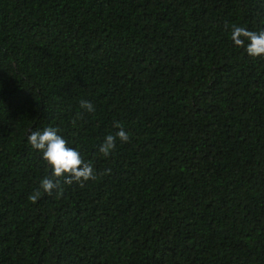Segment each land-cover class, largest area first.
<instances>
[{"label": "trees", "instance_id": "obj_1", "mask_svg": "<svg viewBox=\"0 0 264 264\" xmlns=\"http://www.w3.org/2000/svg\"><path fill=\"white\" fill-rule=\"evenodd\" d=\"M232 25L264 0H0V264H264V57ZM45 127L111 172L31 202Z\"/></svg>", "mask_w": 264, "mask_h": 264}, {"label": "clouds", "instance_id": "obj_2", "mask_svg": "<svg viewBox=\"0 0 264 264\" xmlns=\"http://www.w3.org/2000/svg\"><path fill=\"white\" fill-rule=\"evenodd\" d=\"M230 39L235 46L244 48L248 56L264 57V30L256 32L232 25ZM79 107L83 112L95 111L94 105L86 100H81ZM82 118L83 113L78 112L72 123L75 124ZM113 128L117 130L105 135L97 149L99 155L104 158L114 153L117 142L120 144L130 142V135L124 130L122 124L115 122ZM58 131L55 127H45L42 130L30 131L26 136L27 143L32 149L41 153V159L50 168V174L39 181L38 188L28 197L33 203L41 198L42 193L52 195L53 190H56V194L61 195L63 193L61 178H63V185L76 184L82 188L87 181H94L98 176L111 172L108 168L97 173L93 162L85 161L76 148L69 147L68 142L58 134Z\"/></svg>", "mask_w": 264, "mask_h": 264}]
</instances>
